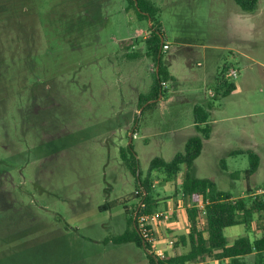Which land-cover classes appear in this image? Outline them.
<instances>
[{
  "label": "rangeland",
  "instance_id": "1",
  "mask_svg": "<svg viewBox=\"0 0 264 264\" xmlns=\"http://www.w3.org/2000/svg\"><path fill=\"white\" fill-rule=\"evenodd\" d=\"M149 1L159 10L163 41L171 44L163 50V65L175 61L170 71L180 83L171 77L157 102L139 103L140 97L147 99L157 70L145 43L152 24L126 12L127 0H26L24 45L15 41L12 28L1 25L14 15L4 12L0 264H149L146 252L134 244L106 241L127 229L122 206H130L137 191L121 152L131 161L132 144L142 178L154 158L169 162L184 152L188 139L200 136L192 126L194 106L214 84L212 97L222 92L223 68L238 70L233 81L239 90L230 97H208L219 123L193 174L236 199L264 186V0L253 13L234 0ZM185 38L196 50L192 67L178 51ZM187 68L218 72L216 82H191L185 79ZM235 149L245 151L227 154ZM249 153L260 163L247 178ZM155 176L159 199L168 201L160 209L171 215L155 225L164 249L178 236L166 237L167 228L180 234L188 224L185 211H176L178 201L183 204L176 195L178 178L165 182L161 173ZM106 204L111 207L100 209ZM128 210L130 216L133 209ZM245 230L236 225L224 232L232 242ZM187 250L179 245L176 253Z\"/></svg>",
  "mask_w": 264,
  "mask_h": 264
},
{
  "label": "trees",
  "instance_id": "2",
  "mask_svg": "<svg viewBox=\"0 0 264 264\" xmlns=\"http://www.w3.org/2000/svg\"><path fill=\"white\" fill-rule=\"evenodd\" d=\"M234 1L243 11L253 13L258 9L260 0ZM25 3L26 0H11L8 3L0 1V21L4 16V12L9 14L14 11V15H8L10 18H3L6 22L1 25L6 30L12 28L17 36L15 41L18 43L23 42V45L25 44V28L28 23L24 16ZM127 3L126 12L133 11L137 19L149 20L152 24L149 30L150 36L145 40V43L147 45V56L152 58L157 70L154 74L153 87L147 99L140 97L139 103L142 100L157 102L164 96L166 91L164 90V84L171 79L162 61L165 41H163L164 34L159 25L160 23L157 22L159 10L149 0H127ZM93 11L94 6L92 5L90 14ZM156 23L160 27H156ZM2 43L3 40L0 39V45ZM228 73L227 68L220 71L218 88H221L222 92H217V97L214 99L226 97L236 90V84L228 78ZM194 113L196 122L199 124L197 130L200 136L189 138L184 152L177 153L169 162L159 157L154 158L145 178H142L143 173L139 167V160L134 153L132 144L129 146L132 156L131 161L123 151L121 152L123 160L136 178L137 191L134 194V201L130 205L133 209L130 216L128 210L130 206H122L125 215L128 217L127 229L122 235L111 238V241L114 244L134 243L146 252L151 264H185L201 261H212L217 262V264H264V196L253 197L249 195L250 190L247 196L236 199L231 193L218 190L216 184L210 179H200L194 176L192 171L194 162L201 155L203 140L208 139L212 132L211 125L201 126L209 117L207 114L204 118L200 117L199 114L204 113L203 109L197 106ZM249 158L251 164L245 172L247 178L258 170L260 163L259 157L254 153H249ZM184 168L183 179L176 188V195H178L177 197L181 196L183 199L189 232L178 235L171 240L174 242V248L181 245L188 248V250L178 254L175 248L173 255L157 260L150 253L151 245L141 235L138 218L142 215L153 216L160 213L162 200L159 199V195L154 189L155 173H161L165 177L164 181L170 182L176 180ZM125 201L127 202V199L122 201V204L126 203ZM201 206L203 208H200ZM110 207V204H106L101 206L100 209L105 210ZM254 223L257 230L260 231L258 238L252 240L247 234L237 238L230 244L224 233L226 228L244 225L249 231ZM152 231L153 234H156L154 230ZM251 255H254L253 261L248 263L246 258Z\"/></svg>",
  "mask_w": 264,
  "mask_h": 264
},
{
  "label": "crops",
  "instance_id": "3",
  "mask_svg": "<svg viewBox=\"0 0 264 264\" xmlns=\"http://www.w3.org/2000/svg\"><path fill=\"white\" fill-rule=\"evenodd\" d=\"M161 26V25H160ZM142 32V31H141ZM144 33V32H143ZM139 36L140 35H142V33L141 34H138ZM181 39V38H180ZM185 39H187V38H185ZM192 43V40L191 39H187V41L185 42V43H183L182 44V46L179 48V52L181 51L183 54H184V56L186 57L184 60H186V63H187V66H189V67H192V65H193V63H194V60L192 59V56L191 55H194L195 54V52H196V50H194V46L191 44ZM165 44H168L169 45V48L168 49H164V47H163V50H169L171 47V44L169 43V42H165ZM177 51V52H178ZM184 51V52H183ZM174 60L173 59H171V60H167V63L165 64L166 65V67H167V70H168V72H169V74H170V76L172 77V79L173 80H175L174 82H176L177 84H180L179 83V81H178V79L179 78H177L175 75H174V73L173 72H171L170 70H173V66H174ZM197 65L198 66H203V64H201L200 62L199 63H197ZM178 66H180L179 64H178ZM218 69H220V67H217ZM188 69V68H187ZM188 70H190L189 72H190V74H189V72H185L184 74L185 75H190V76H188V77H185V79H190V80H192L191 82H194L195 80L197 81H202L203 82V84H205L206 86H208L209 84H211L212 82L213 83H215L216 81H215V77H216V75H218V72H217V74H215V73H213V74H210L209 75V73H208V71L206 70V69H204V71H198V72H195L193 69H188ZM181 80H184V78H181ZM165 86H166V88H167V83H165ZM213 89H211L209 92H207V91H205V94H203L204 95V97H203V99H202V103L199 105V104H197V105H195L194 106V110H195V107H201L202 109H203V111H204V113H200L199 115H200V117L201 118H204L205 117V114H207L209 117H208V119H207V121H205L204 123H202L201 124V126H204V125H206V124H209V125H211V127H212V132H211V135H210V137L208 138V139H204L205 141L203 142L204 143V145H203V150H202V152H201V155L198 157V159L203 155V153H204V151H205V144H206V141H208V142H210L214 137H215V135H216V133H217V130H216V125L219 123L217 120H215L214 118H212V114L214 113V107H213V105H212V103L211 102H209V98L210 99H214L213 97H212V95H211V92L213 91V90H215V84L213 85ZM239 90V86H237V89L235 90V91H233V93L232 94H234V93H236L237 91ZM231 94V95H232ZM209 95V96H208ZM231 95H229V96H227V97H230ZM209 97V98H208ZM168 101H170V100H172V97H170V93L168 94V99H167ZM231 118H226L225 120H230ZM197 125H199L197 122H196V119H195V113H194V122H193V124H192V126L197 130ZM198 131V130H197ZM245 150H239V151H237V149H235V150H231L230 152H228L227 154L228 155H237L238 153L237 152H244ZM182 179L183 178H181L180 179V175H179V177H178V183H181L182 182ZM181 180V181H180ZM251 187V186H250ZM252 188V187H251ZM249 189V185L247 184L246 185V190H248ZM223 192H225V191H223ZM234 196V195H233ZM235 197V196H234ZM166 203H168V201L166 202V201H162L161 202V204H166ZM177 209H176V211L178 212V211H182V212H184V205L183 204H181L179 201H178V204H177ZM160 212H163V213H167V210L166 209H163L162 211H161V209H160ZM185 219H186V215H185ZM186 223L188 224V222H187V219H186ZM188 226V225H187ZM244 226V225H243ZM246 228V227H245ZM167 233H166V237L168 236V235H172V234H174L175 236L176 235H183V234H187L188 232H189V226H188V230H187V232H184V233H180V234H176V233H173V231H172V229H169V228H167V231H166ZM249 232L252 234L251 236L249 235ZM225 233V232H224ZM249 235L250 236V238L253 240V239H255V238H258L259 236H260V231H258L257 230V228H255V226H254V224H253V226L250 228V230L249 231H247V229L245 230V234L244 235ZM244 235H241V236H244ZM241 236H238L237 238H239V237H241ZM237 238H235L232 242L230 241V244H232ZM229 239V238H228ZM108 243L109 242H111L112 244H114L112 241H111V239L110 240H106ZM102 242V241H101ZM105 243V242H104ZM126 244H134V243H125V245ZM114 245H123V244H114ZM135 245V244H134ZM136 246V245H135ZM138 247V246H137ZM138 248H140V247H138ZM253 257H254V255H251V256H249V257H247L246 258V260L248 261V263H249V261L250 262H252L253 260ZM149 264H151L150 262H148ZM215 264H217V262H214Z\"/></svg>",
  "mask_w": 264,
  "mask_h": 264
},
{
  "label": "built area",
  "instance_id": "4",
  "mask_svg": "<svg viewBox=\"0 0 264 264\" xmlns=\"http://www.w3.org/2000/svg\"><path fill=\"white\" fill-rule=\"evenodd\" d=\"M164 49H168L169 45L164 44ZM238 77V70L231 68L228 73V78L230 80H235ZM165 85V84H164ZM211 95L214 96V94L211 92ZM253 197L257 196H264V186L260 189H258L256 192L252 194ZM200 208H203L202 206ZM170 214L167 213H157L153 216H145L142 215L138 218V227L141 232V235L147 242L151 245L150 253L153 255L157 260L164 259L167 256L173 255V248H174V242L173 240H169L165 242L166 248L162 249L159 245L163 243L161 237H157V233L153 234V231L156 232L155 225L158 221H167L170 219ZM152 227V228H150ZM185 264H209V261H201V262H189Z\"/></svg>",
  "mask_w": 264,
  "mask_h": 264
}]
</instances>
